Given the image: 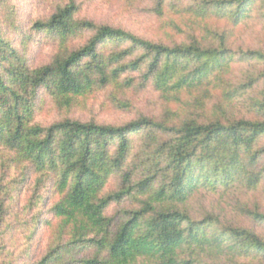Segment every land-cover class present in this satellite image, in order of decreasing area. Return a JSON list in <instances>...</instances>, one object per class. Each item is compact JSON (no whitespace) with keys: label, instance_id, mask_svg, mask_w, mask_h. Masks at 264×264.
I'll return each instance as SVG.
<instances>
[{"label":"trees","instance_id":"trees-1","mask_svg":"<svg viewBox=\"0 0 264 264\" xmlns=\"http://www.w3.org/2000/svg\"><path fill=\"white\" fill-rule=\"evenodd\" d=\"M68 1L49 20L33 26L60 41V52L49 65L31 69L24 61L12 63L9 58L14 50L4 40L0 25V152L29 167L39 176L40 185L53 176L60 197L51 209L52 219L58 223L55 244L33 264H207L192 259L190 251L206 246L219 251L225 239L232 251L264 258V236L256 231L229 228L218 233V220H195L181 207L202 186L228 187L237 180L258 184L260 176L253 169L262 154L258 143L264 137V94L256 102L263 118L255 121L201 123L188 119L170 126L143 117L124 126H110L67 119L49 127L34 121V105L41 91L48 92L60 106L71 107L96 84L106 86L129 68L137 69L139 61L121 66L137 50L149 62L147 77H155L160 87H170L172 82L175 87L191 86L208 80L231 53L225 37H220L221 48H204L198 42L169 47L121 29L78 21L75 1ZM201 1L203 10L211 6L239 21L254 0ZM87 31L93 33L87 44L68 52V41ZM109 43H129L132 47L105 57L101 52ZM242 55L245 60L264 62L262 52ZM146 131L170 137L150 157L147 171L135 178L136 169L125 173L122 189L103 195L110 177L127 162L131 136ZM159 180L161 185L156 189ZM2 192L0 179V197ZM138 194L146 200L139 209L126 212L116 226L115 220L106 216L108 207ZM249 215L264 225L259 208ZM45 223L52 225L48 220ZM87 245L104 251L105 257L76 260L77 249Z\"/></svg>","mask_w":264,"mask_h":264},{"label":"rangeland","instance_id":"rangeland-1","mask_svg":"<svg viewBox=\"0 0 264 264\" xmlns=\"http://www.w3.org/2000/svg\"><path fill=\"white\" fill-rule=\"evenodd\" d=\"M74 1L78 21L121 29L169 47L198 42L204 48H221L220 37L224 36L231 53L224 68L214 71L208 80L195 81L191 86L175 87L172 82L170 87H160L155 77H147L149 62L143 60L144 53L137 50L121 63V66H130L139 61L137 69L129 68L106 86L96 84L71 107L60 106L48 92L41 91L34 105L36 124L49 127L70 119L124 126L143 117L170 126L188 119L201 123L262 120L256 102L264 94V62L245 60L242 54L264 53V0H254L246 16L239 21L232 14L211 6H207V11L203 10L201 0ZM69 3L68 0H0L1 33L14 50L9 58L12 63L24 61L29 68L37 69L53 62L60 52V41L51 34L35 31L33 26L36 22L49 20L58 8ZM92 35L87 31L73 37L67 43L68 52L85 46ZM131 47L129 43H109L101 53L109 57ZM252 81L253 85H250ZM169 137L161 132L147 131L131 136L127 162L121 171L110 177L102 194L119 192L125 173L136 169L135 178L142 174V170L147 171L150 157ZM258 150L262 154L253 169L256 176H260L258 184L237 180L228 187L202 186L181 207L187 208L195 220H218V233L237 228L254 230L264 236V225L255 223L249 215V211L255 208L264 213V137L259 140ZM14 159L4 151L0 152L3 186L0 264H33L55 244L58 223L53 221L51 209L60 197L55 191L53 176L40 185L39 176ZM160 185L159 180L155 188ZM145 200L141 194L128 196L119 203H112L106 216L113 218L117 226L124 220L126 212L139 209ZM39 220L43 221L38 223ZM47 220L52 222L51 226L45 223ZM230 246V241L225 239L219 251L206 246L196 247L190 253L193 252L192 259L207 264H264V258L232 251ZM97 256L105 257V252L94 246H81L75 252L76 260Z\"/></svg>","mask_w":264,"mask_h":264}]
</instances>
